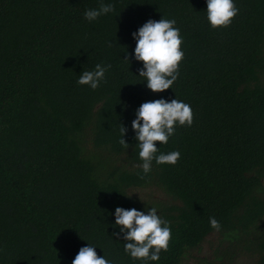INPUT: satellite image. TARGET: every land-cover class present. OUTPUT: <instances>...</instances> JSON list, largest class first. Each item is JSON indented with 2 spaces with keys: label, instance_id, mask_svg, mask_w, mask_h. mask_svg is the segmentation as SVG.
<instances>
[{
  "label": "trees",
  "instance_id": "obj_1",
  "mask_svg": "<svg viewBox=\"0 0 264 264\" xmlns=\"http://www.w3.org/2000/svg\"><path fill=\"white\" fill-rule=\"evenodd\" d=\"M264 264V0H0V264Z\"/></svg>",
  "mask_w": 264,
  "mask_h": 264
},
{
  "label": "rangeland",
  "instance_id": "obj_2",
  "mask_svg": "<svg viewBox=\"0 0 264 264\" xmlns=\"http://www.w3.org/2000/svg\"><path fill=\"white\" fill-rule=\"evenodd\" d=\"M217 233L213 232L205 236V238L200 242V245L192 249L190 253L186 256V263L194 264L198 259L196 257H211L214 253V248L218 245Z\"/></svg>",
  "mask_w": 264,
  "mask_h": 264
}]
</instances>
